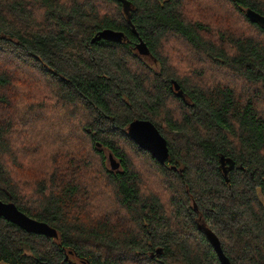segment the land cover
Masks as SVG:
<instances>
[{
    "label": "trees",
    "instance_id": "obj_1",
    "mask_svg": "<svg viewBox=\"0 0 264 264\" xmlns=\"http://www.w3.org/2000/svg\"><path fill=\"white\" fill-rule=\"evenodd\" d=\"M246 9L264 0H0V200L57 233L0 219V264H220L205 231L264 264V29ZM107 30L123 40L93 41Z\"/></svg>",
    "mask_w": 264,
    "mask_h": 264
},
{
    "label": "water",
    "instance_id": "obj_2",
    "mask_svg": "<svg viewBox=\"0 0 264 264\" xmlns=\"http://www.w3.org/2000/svg\"><path fill=\"white\" fill-rule=\"evenodd\" d=\"M246 17L252 22L264 29V16L252 11L251 9L245 10ZM104 39L109 41H122L123 35L113 31H102L93 38V41ZM174 93L178 97H182V91L176 82H172ZM127 136L132 140L140 149L147 151L159 163H163L168 157V148L166 140L159 133L157 128L147 120H134L127 128ZM110 168L116 170L118 163L111 155H108ZM228 164L225 166V164ZM220 166L223 170L224 176L233 167V161L228 158L220 157ZM227 181V179H226ZM0 219L17 226L26 233L42 235L48 238H56V231L43 222H39L26 216L20 212L12 202H3L0 200ZM205 237L213 248L220 264H231L228 258L223 254L219 240L208 231H205Z\"/></svg>",
    "mask_w": 264,
    "mask_h": 264
},
{
    "label": "rangeland",
    "instance_id": "obj_3",
    "mask_svg": "<svg viewBox=\"0 0 264 264\" xmlns=\"http://www.w3.org/2000/svg\"><path fill=\"white\" fill-rule=\"evenodd\" d=\"M136 51V50H135ZM137 52V51H136ZM138 53V52H137ZM141 56V58L145 61V63L147 64V65H149V66H151V67H156V62L150 57V56H148V55H140ZM106 155H107V158H108V154L106 153ZM110 162H109V160L107 161V164L109 165V167H110V164H109Z\"/></svg>",
    "mask_w": 264,
    "mask_h": 264
}]
</instances>
